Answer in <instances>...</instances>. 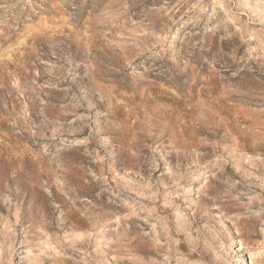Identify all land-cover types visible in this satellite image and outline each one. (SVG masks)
Segmentation results:
<instances>
[{"label":"rangeland","instance_id":"obj_1","mask_svg":"<svg viewBox=\"0 0 264 264\" xmlns=\"http://www.w3.org/2000/svg\"><path fill=\"white\" fill-rule=\"evenodd\" d=\"M264 264V0H0V264Z\"/></svg>","mask_w":264,"mask_h":264},{"label":"bare ground","instance_id":"obj_2","mask_svg":"<svg viewBox=\"0 0 264 264\" xmlns=\"http://www.w3.org/2000/svg\"><path fill=\"white\" fill-rule=\"evenodd\" d=\"M243 263H244V264H249V263H247V261H244Z\"/></svg>","mask_w":264,"mask_h":264}]
</instances>
